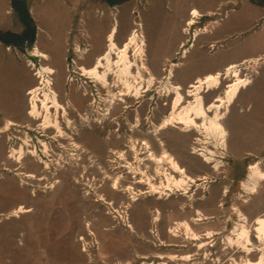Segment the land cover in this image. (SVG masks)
Segmentation results:
<instances>
[{"label":"rangeland","instance_id":"374dc122","mask_svg":"<svg viewBox=\"0 0 264 264\" xmlns=\"http://www.w3.org/2000/svg\"><path fill=\"white\" fill-rule=\"evenodd\" d=\"M195 8L200 15L193 26H188ZM114 25L119 28V46L135 29L144 34L148 44L145 62L156 77L147 90L151 76L144 72V95L115 103L128 110L140 104L141 114L157 126L170 114L175 96L160 93L168 85L171 71V81L181 84L187 95L188 86L198 77L249 60L241 65V74L250 78L251 84L222 112L221 122L227 130L224 145L214 133L189 130L180 124L158 130L156 136L142 135L152 149L143 147L156 157L171 155L196 180L187 189L189 198H204L210 191L212 196L200 200L209 206L223 186L235 183L232 197L238 214L249 217L248 222L218 220L198 226L216 238L215 232L229 224L231 231L219 235L221 250L207 245L202 253L184 260L185 252L167 249L170 243H187L192 253L191 242L203 240H191L182 233L194 236L187 229V221H182L185 228L179 222L181 235L169 232L173 221L184 218L180 206L188 197L177 194L186 190L174 187L163 193L142 194L137 201L125 192L128 185L145 191L149 176L161 186L166 171L179 177L167 161L159 173V164L150 159V153L140 156L142 164L137 158L110 157L108 171L102 173L90 169L91 161L79 152V156L73 155V149L60 147L54 138L41 139L42 145L33 132L16 124L33 122L26 109L31 110L29 93L40 83L36 73L41 66L56 70L52 75L54 87L61 103L72 113L69 119L73 118V104L82 107L89 102L93 84L81 75L79 67L91 68L108 50ZM194 31L201 33L195 37ZM36 48L49 58L36 56ZM227 85L228 79H223L218 89L204 93L206 102L223 94ZM193 100L187 96L177 111ZM8 121L16 125L0 135V264H231L233 249L241 257L233 264H245L258 259L264 250V242L254 230L256 218L264 215V180L254 193L244 188V183L250 182L252 165L259 164L264 171V0H0V126ZM19 129L27 132L22 134ZM68 133L73 136L70 130ZM81 140L86 142L85 137ZM60 142L69 146L66 140L60 138ZM45 143L49 154L44 152ZM10 146L14 147V158L8 156ZM22 148L25 154L19 160ZM29 149L38 150L43 163L28 153ZM203 153H210L212 161ZM128 160L140 166L137 182L142 184L121 166ZM116 179L117 189L113 188ZM226 190L224 187V194ZM21 205L26 210L17 215ZM148 210H152L151 216ZM244 223L252 230L253 253L240 244L232 246L228 240L229 236L236 237L232 232ZM209 238L204 236L203 241Z\"/></svg>","mask_w":264,"mask_h":264},{"label":"bare ground","instance_id":"6f19581e","mask_svg":"<svg viewBox=\"0 0 264 264\" xmlns=\"http://www.w3.org/2000/svg\"><path fill=\"white\" fill-rule=\"evenodd\" d=\"M199 15L200 11L196 8L193 9L188 26H193L196 23V19L199 17ZM118 32V26L114 25L109 35L108 50L96 59L94 65L91 68H88L84 65L79 67V70L82 72V76L86 78H92L95 82L109 89V103H115L116 100L126 101V98L133 96H137V98L142 97L144 95L143 93L149 90L156 81V77L153 75L149 66H147L145 62V56L147 55L146 47L148 44L144 34H140L139 30L135 29L127 41L119 46L116 41ZM200 33V31H196L195 37H198ZM185 51L188 52L187 50ZM34 54L44 59L49 58V55L45 52H42L39 48L35 49ZM262 59L263 57L257 59L256 61H260ZM247 62H249V60H245L242 63H231L228 64L223 71L208 73L204 76L198 77L196 81L188 86L189 90L187 95L183 93L184 87L181 84H174L171 81L173 76L171 71L169 75L170 84L168 83L167 86L160 90V93L164 96L166 93L170 96L173 94L175 95L172 101V112L165 116L162 124L157 127V130L164 129L170 125L175 126L180 124L184 125L189 130L196 128L201 133H214L217 135V137H219L218 141L224 145L227 141V130L221 122L223 119L222 112L223 109L230 107L239 97L240 93L251 84V79L244 77L241 74V65ZM37 70L38 71L36 75L39 77L40 83L36 88H34L33 91H31L32 99L30 103L32 106V113L36 118L40 116L42 114V111L40 110V103H42L47 112L46 126H56L59 129L60 134L64 136L65 132L59 121L57 119H52L49 107L50 103L60 106L59 93L55 89V83L52 79V75L56 72V70L49 66H41ZM144 72L150 73L151 76L147 81V90H143L146 87L144 86L146 82ZM112 76L115 77L114 83L117 87L116 89L111 87L109 83V78ZM223 79H228V85L225 87L224 93L218 95L211 103H207L203 94L211 90L218 89L221 86ZM187 96L192 97L194 100L189 101L188 106L184 107L178 112L177 110L186 101ZM210 112H215V116L211 117ZM69 123H71V121H69ZM9 126L10 123L2 130H7ZM27 143L29 144V142ZM45 146L46 149H48L47 144H45ZM27 152L32 156L39 158L38 150L29 149ZM15 154H19V152L15 150ZM24 154L25 151L24 148H22L20 151L19 160L24 157ZM209 154L210 153L204 155L210 161L212 156H209ZM12 156H14V154ZM153 158L159 164V173L162 172V164L164 161H167L171 165V168H173L177 174L179 173L180 176L178 177L177 175L173 174L172 171H166V181H164L161 186L154 184L152 182V178L148 177V183L151 184V190L149 192L163 193L165 190L167 191L169 189H173L174 187L187 191L189 185H191V182H196V180L187 173V170L181 166L179 162H177L171 155L166 154L164 157H156L153 155ZM46 163L49 165L48 162ZM250 170L251 179L249 183H244V188L249 190L250 193H254L257 190L260 182L264 180V171L260 168L259 164L252 165ZM30 175H27V177ZM118 182V179L114 181L113 188L117 189ZM130 189L133 201H137L139 193L136 194L133 188ZM25 210V207L21 205L16 211V214L18 215L22 212H25ZM255 225L256 227L254 230L258 233L257 237L262 242H264V215L258 216L256 218ZM186 226L187 229L190 230V226L188 224H186ZM233 234H235L237 238L235 236H229L228 238L229 243L232 246L235 244H240L247 249L248 253L254 252L255 249L250 247V244H252V230L249 229L245 223L240 228L238 227V229L235 230ZM194 235L195 238H198V235ZM209 235H212V232H209ZM189 258V256L182 257L184 260ZM245 264H264V250L261 252V255L258 257V259L255 261L249 259Z\"/></svg>","mask_w":264,"mask_h":264},{"label":"flooded vegetation","instance_id":"af4514ba","mask_svg":"<svg viewBox=\"0 0 264 264\" xmlns=\"http://www.w3.org/2000/svg\"><path fill=\"white\" fill-rule=\"evenodd\" d=\"M88 79H90L91 83L93 84L90 92L91 99L89 100V102L82 105V107H78L77 105L73 104V118L71 117V119H69L72 113H70L67 107L61 103V101H60V106H56L55 104L52 103H50L49 105L50 115L53 120L57 119L59 121L61 127L65 132L66 135V136L64 135L65 137L60 134L59 129L56 126H52V127L46 126L47 112L43 107L42 103H40V110L42 111V114L37 118L32 113V106H31V110L30 108L26 109L27 115L33 118V122L16 123V124L33 132L32 135L36 137L38 140L43 139L45 141L54 138L55 141H58L60 147H64L67 150L73 149V155L79 156L80 154L82 156L87 157L91 161L89 168L100 169L102 173H104L107 170L109 165L108 159L110 157L119 158L121 160L137 157L138 163L142 164L143 160L140 158V156L148 153H150V155L152 154L151 151L148 150V148L152 149V146L144 142V140L142 139V135L152 134L156 136V131H158L157 123L151 120L149 121L146 118L147 115L141 114L140 104L137 105V107L128 110L127 108H125V106L118 108L116 103H109L107 98V96H109V89L107 87L100 85L99 83L98 84L100 85V87H98L96 84L97 82L94 83L95 81L92 78H88ZM114 82L115 79L114 81H111V78H109V83L111 87L116 89L117 87ZM29 94L31 95V99H32L31 92ZM59 100H60V94H59ZM127 110L130 112H128ZM171 110H172V106H171ZM171 110L168 113H171ZM67 120L71 121V123H69V121L67 123ZM71 127H73V130H71ZM27 130L22 131V129L21 130L19 129L20 132H23L22 134H24V132H27ZM68 130H70L73 133V136L70 135V133H68ZM50 131L52 133H50ZM67 133L69 134L70 137L67 135ZM15 136L19 139H22L20 135H15ZM83 137H85L86 139L85 143H83L81 140L83 139ZM60 138L61 141L62 140L68 141L69 146L64 145V143H61ZM44 141H42V145ZM25 143H27V141H25ZM45 144H44V152L45 154H49L48 151L49 146L47 144L48 149H46ZM145 145L146 146L148 145L147 146L148 148L143 147ZM143 148H147V150H143ZM153 155L156 156L155 154H152L150 159L154 160ZM41 157L42 156H40L39 158L43 163V158ZM80 159H82L81 156ZM100 160H102V162H100ZM45 165L46 168H49L50 166V164L48 165L46 162ZM124 165L125 167L129 168L130 172L133 174L141 172V169L139 168L140 166L134 165V163L130 161H127ZM121 166H123V164H121ZM87 172L88 170L85 171V173ZM153 178L155 177L153 176ZM149 185H150V189L145 190V192L144 190H140V189H139L140 191H137L135 186L133 185L128 186L125 189V192L130 196V198H132L130 188H133L136 194L139 193L138 194V199H139V196H141L142 194L152 195V193L149 192L151 190V184L149 183ZM234 186H235L234 182L223 186L220 190L221 192L217 195V198L213 199L212 204H210L209 206H207L206 204L204 205L200 200L205 201L207 200L206 198L210 197V195L212 196L213 193H211L210 191H208L209 196L207 193V195H205L204 198H198V199L189 198L190 196L189 190L187 192L179 191L180 193H178L177 195L183 194L184 196L188 197V200L183 204L182 207L180 206L182 211L185 213L183 216L184 218L181 219L180 221H173V222L177 223V222L187 221L188 222L187 224L190 226V230L188 231H191L193 234L198 235V238H195V235L190 237L188 234H185V231H183L182 233H184V235H187L188 238H191V240H201V239L204 240V236L212 237L214 235L213 232L212 235H209V232L206 233L205 231L206 229L199 228L198 227L199 224L202 225L212 221L216 222L218 220L235 223L237 219L248 222L249 217L246 216V218L244 219L243 217H240V215L237 212L235 205L236 201L233 199L232 197L233 194L231 193L232 190L234 189ZM198 187H196V190L199 189ZM224 187L227 188L225 194H224ZM196 193L197 192H194L193 195ZM228 196L231 197L227 198ZM153 211L157 212V209ZM173 211H174L173 209H170V212ZM148 212L150 213L151 216L152 210H148ZM159 214H162V211H160ZM194 230L199 231V234L195 233ZM226 231L229 232L231 231V229L229 228V224H227L224 227V230L215 232V234L218 236L216 238L213 237L211 239L212 242L211 246L216 247L217 250L218 249L221 250L222 248L221 240H220L221 237L219 235ZM203 240L198 242L200 243V248H203L208 244L206 240L205 241ZM219 240H220V244H219ZM198 243L191 242L192 247H194L193 248L194 251L192 253H190L189 250L190 248L188 247L187 243H182L181 246L179 244L170 243L167 249L183 251L186 254L185 256L190 257L187 260H191L192 256L187 254H192L194 257L195 253L198 254L203 252V251L199 252L197 250ZM250 245L253 246V241L252 244ZM179 247H182L183 249ZM230 254L232 255L229 260L231 264H233L234 261H238L239 259H241V257L238 255L237 249H233L232 251H230Z\"/></svg>","mask_w":264,"mask_h":264},{"label":"built area","instance_id":"2783aa9c","mask_svg":"<svg viewBox=\"0 0 264 264\" xmlns=\"http://www.w3.org/2000/svg\"><path fill=\"white\" fill-rule=\"evenodd\" d=\"M190 29H191V27H190ZM194 32H195V31H194ZM193 34H194V33H193ZM193 39L195 40L194 36H193ZM183 46H185L184 43H183ZM9 122L11 123L10 126H9V128H8L7 130H3V131H2V129H4L6 125H9ZM15 125H16V124L13 123V122H11V121L5 122L4 126H2V128H1V126H0V135H1L2 133H9V132H11V130L15 127ZM9 139L12 140V137L9 136ZM13 148H14L13 146H12V147L10 146V148L8 149V156H9V157H12V158H14V157L12 156V155L14 154V153H13V150H14ZM136 158H137V157H136ZM136 158H135V159H136ZM128 161H129V160H128ZM130 162H131V161H130ZM124 164H125V163H124ZM124 164H123V167H125ZM125 168H126L125 170L127 171L128 174L130 173V174L133 175L134 178H136V183H139V182H137V181L140 180V178H141V177L138 178V175H140V173H138V174H133V173L130 172V169H129V168H127V167H125ZM125 170H124V171H125ZM146 171H147V170H146ZM125 174H126V172L122 173V174H121V177H124ZM153 176H154V175H153ZM154 177H155V176H154ZM155 178H156V177H155ZM155 183H156V182H155ZM139 184H142V183H139ZM156 184H157V183H156ZM145 185H146V188H147L146 190H148V189H149V188H148L149 185H148V184H145ZM128 186H132V185H128ZM128 186H127V187H128ZM133 186H134V185H133ZM125 188H126V187H125ZM180 223H181L182 227L185 228L183 222H180ZM180 227H181V226H179V222H177V223H175V225L173 226V228H171V229L169 230V232L172 233L173 236H179V235H181V234H179ZM204 235H205V234H204ZM211 239H212V238L210 237V238L207 239L206 241L208 242L207 245H209L210 247H213V246H211V245H212ZM192 242H195V241H192ZM196 243H198V242H196ZM207 245H206V246H207ZM206 246H204L203 248H200V243H198L197 248H198V250H200V251L202 252V249H204ZM204 252H208V251L205 250ZM208 253H209V252H208ZM187 255H191V256H193L192 254H187ZM204 255H205V254H204Z\"/></svg>","mask_w":264,"mask_h":264},{"label":"crops","instance_id":"0c3cea01","mask_svg":"<svg viewBox=\"0 0 264 264\" xmlns=\"http://www.w3.org/2000/svg\"><path fill=\"white\" fill-rule=\"evenodd\" d=\"M246 59H247V58H246ZM243 60H245V59H243ZM243 60H242V61H243Z\"/></svg>","mask_w":264,"mask_h":264},{"label":"water","instance_id":"95a60500","mask_svg":"<svg viewBox=\"0 0 264 264\" xmlns=\"http://www.w3.org/2000/svg\"><path fill=\"white\" fill-rule=\"evenodd\" d=\"M5 127H7V125Z\"/></svg>","mask_w":264,"mask_h":264}]
</instances>
